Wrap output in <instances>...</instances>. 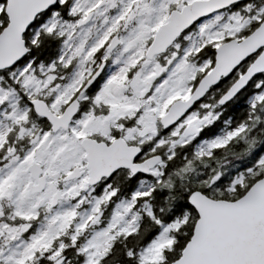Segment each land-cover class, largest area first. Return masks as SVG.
<instances>
[{"label":"snow or ice","instance_id":"obj_1","mask_svg":"<svg viewBox=\"0 0 264 264\" xmlns=\"http://www.w3.org/2000/svg\"><path fill=\"white\" fill-rule=\"evenodd\" d=\"M0 264H264V0H0Z\"/></svg>","mask_w":264,"mask_h":264}]
</instances>
